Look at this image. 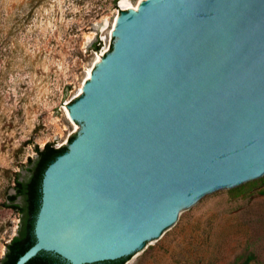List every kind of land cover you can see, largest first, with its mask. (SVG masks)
<instances>
[{"label": "water", "instance_id": "water-1", "mask_svg": "<svg viewBox=\"0 0 264 264\" xmlns=\"http://www.w3.org/2000/svg\"><path fill=\"white\" fill-rule=\"evenodd\" d=\"M114 36L15 264H129L209 198L264 183V0H144Z\"/></svg>", "mask_w": 264, "mask_h": 264}, {"label": "rangeland", "instance_id": "rangeland-1", "mask_svg": "<svg viewBox=\"0 0 264 264\" xmlns=\"http://www.w3.org/2000/svg\"><path fill=\"white\" fill-rule=\"evenodd\" d=\"M142 1L0 0V259L20 226L7 200L15 179L27 178L36 149L79 133L69 105L111 52L116 18ZM261 189L209 198L129 264H228L247 239L264 256Z\"/></svg>", "mask_w": 264, "mask_h": 264}, {"label": "trees", "instance_id": "trees-1", "mask_svg": "<svg viewBox=\"0 0 264 264\" xmlns=\"http://www.w3.org/2000/svg\"><path fill=\"white\" fill-rule=\"evenodd\" d=\"M99 45H93L92 49L97 51ZM74 136L70 139V141ZM66 151V147L56 148L52 144L47 143L42 149H36L37 157L35 160L29 159L32 167L27 170L29 177L23 181L19 178L15 179L14 195H8L9 208L14 209L19 214L25 215L20 217L23 225L19 226L16 236L12 237L10 242L6 244V251L0 264H15L17 259L35 243L33 233L34 222L40 207L41 200V181L43 173L47 166L60 154ZM241 192V191H239ZM260 194H264V189L259 190ZM18 196H23L25 199V206H20L15 203ZM21 216V215H20ZM131 256L116 260L103 261L93 264H125ZM26 264H68L59 256L40 252ZM228 264H264V256L259 253V249L255 247V241H246L244 249Z\"/></svg>", "mask_w": 264, "mask_h": 264}, {"label": "flooded vegetation", "instance_id": "flooded-vegetation-1", "mask_svg": "<svg viewBox=\"0 0 264 264\" xmlns=\"http://www.w3.org/2000/svg\"><path fill=\"white\" fill-rule=\"evenodd\" d=\"M28 177H29V175L27 176V178L26 179H24L23 181H25V180H27L28 179ZM13 191H14V193L13 194H9V195H14L15 194V190L13 189ZM15 203H17V204H19L20 206H25V199H24V197L23 196H18L17 198H16V200H15ZM21 216L20 217H22V218H24V216L25 215H23V214H20ZM23 221L21 220V222H20V225L22 226L23 224Z\"/></svg>", "mask_w": 264, "mask_h": 264}, {"label": "bare ground", "instance_id": "bare-ground-1", "mask_svg": "<svg viewBox=\"0 0 264 264\" xmlns=\"http://www.w3.org/2000/svg\"><path fill=\"white\" fill-rule=\"evenodd\" d=\"M121 6L123 7V5L121 4ZM139 6H140V4H138L136 7H131L132 9V12H135V11H137L138 10V8H139ZM116 22H117V18H116V20H115V24H116ZM67 116L68 117H70V115H69V111H67Z\"/></svg>", "mask_w": 264, "mask_h": 264}]
</instances>
